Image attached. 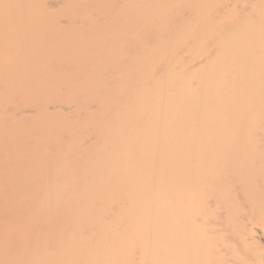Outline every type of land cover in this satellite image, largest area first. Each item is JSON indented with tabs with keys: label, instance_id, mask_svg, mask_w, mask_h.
Instances as JSON below:
<instances>
[{
	"label": "bare ground",
	"instance_id": "1",
	"mask_svg": "<svg viewBox=\"0 0 264 264\" xmlns=\"http://www.w3.org/2000/svg\"><path fill=\"white\" fill-rule=\"evenodd\" d=\"M0 264H264V0H0Z\"/></svg>",
	"mask_w": 264,
	"mask_h": 264
}]
</instances>
